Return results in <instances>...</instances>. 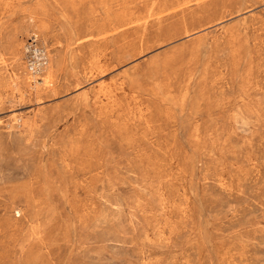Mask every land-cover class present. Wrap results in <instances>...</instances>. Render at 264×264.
<instances>
[{"label":"rangeland","instance_id":"obj_1","mask_svg":"<svg viewBox=\"0 0 264 264\" xmlns=\"http://www.w3.org/2000/svg\"><path fill=\"white\" fill-rule=\"evenodd\" d=\"M0 264H264V0H0Z\"/></svg>","mask_w":264,"mask_h":264},{"label":"built area","instance_id":"obj_2","mask_svg":"<svg viewBox=\"0 0 264 264\" xmlns=\"http://www.w3.org/2000/svg\"><path fill=\"white\" fill-rule=\"evenodd\" d=\"M27 67L32 74H41L48 63L45 47L36 35L30 36L25 44Z\"/></svg>","mask_w":264,"mask_h":264},{"label":"bare ground","instance_id":"obj_3","mask_svg":"<svg viewBox=\"0 0 264 264\" xmlns=\"http://www.w3.org/2000/svg\"><path fill=\"white\" fill-rule=\"evenodd\" d=\"M43 70H44V69H43ZM42 73H43V71H42ZM42 73H41V74H38V75H35V74H34V76L37 77V78H40V76L42 75Z\"/></svg>","mask_w":264,"mask_h":264}]
</instances>
